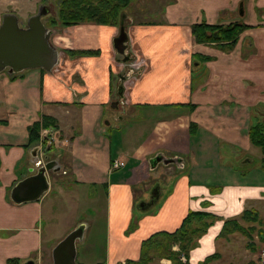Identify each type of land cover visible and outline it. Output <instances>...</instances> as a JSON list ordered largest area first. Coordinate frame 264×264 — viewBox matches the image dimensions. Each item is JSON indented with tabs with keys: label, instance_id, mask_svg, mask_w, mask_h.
<instances>
[{
	"label": "crops",
	"instance_id": "1",
	"mask_svg": "<svg viewBox=\"0 0 264 264\" xmlns=\"http://www.w3.org/2000/svg\"><path fill=\"white\" fill-rule=\"evenodd\" d=\"M240 1L178 0L163 12V21L138 22L127 14L128 52L139 57L145 70L125 81L118 110L113 101L125 65L113 47L115 27L60 28L53 42L58 63L50 73L27 70L15 78L0 73V121L5 122L0 124V180L6 184H0V217H5L4 210H13V218L22 222L0 226V264L9 259L36 264L39 256L43 260L46 253L51 255L66 233L80 225L84 233L76 243V264L137 261L144 240L158 232H174L190 212L209 213L218 220L183 263L203 264L216 255L209 264H258L264 250V170L247 165L255 161L256 152L249 128L264 120V3L248 0L242 11ZM198 23H241L248 28L234 48L225 51L194 42L190 27ZM65 50H95L99 55L68 57ZM195 56L211 61L198 65ZM139 110L149 113L140 118V126L131 124L134 118L139 120ZM126 115L134 126L130 129L124 125ZM42 116L57 124L48 129L53 143L45 152L40 143L26 147L28 127ZM190 123L195 125L192 131ZM124 127L128 132L121 134ZM159 153L182 159L183 167L163 165L165 170L185 173L176 178L165 199L159 185L158 203L140 211L137 205L149 201L156 182L148 160ZM35 156L44 163L47 157L59 171L48 173L49 191L38 201L15 205L9 200L10 190L30 175ZM115 160L124 167L111 171ZM65 185L105 192L101 255L94 243L85 245L86 254L80 255L77 248L90 230L88 238L95 235L92 220L77 221L57 240L48 231L50 238L43 246V224L46 221V228H51L58 212L55 200L67 192ZM245 211L257 218L245 219ZM226 221H236L244 234L221 236ZM5 232L11 233L8 239L1 235Z\"/></svg>",
	"mask_w": 264,
	"mask_h": 264
},
{
	"label": "trees",
	"instance_id": "2",
	"mask_svg": "<svg viewBox=\"0 0 264 264\" xmlns=\"http://www.w3.org/2000/svg\"><path fill=\"white\" fill-rule=\"evenodd\" d=\"M45 3L46 0H41ZM135 0H59L55 17L53 16L46 23V27L69 28L82 24H94L118 28L121 19H125L127 9ZM248 27L241 23H231L228 25H208L205 23L193 24L190 27L191 36L196 44L215 45L225 51H231L240 35ZM68 57H92L99 55V51H70L65 50ZM211 61L210 57L195 56L194 62L198 65ZM41 72H44L40 69ZM12 78L19 74L11 75ZM187 106V105H177ZM189 109L194 106L188 105ZM0 124H5L0 121ZM56 121L49 116H42L40 121L34 122L28 127V140L26 147L37 145L40 141V133L44 129H55ZM195 127L190 123V130ZM250 143L259 149L262 158L260 160L262 170H264V120L256 121L249 128L248 133ZM243 217L257 218L252 211H245ZM218 220L215 215L203 212H190L183 219L180 226L172 233L158 232L144 240L140 246V255L137 261H127L126 264H154L156 260H169L172 264H185L180 258H187L192 248L198 240L205 235L209 227ZM238 232L244 234L236 221H226L223 225L221 236ZM262 242H264V231L262 232ZM174 247H178L175 251ZM216 258V255L208 257L203 264H209ZM7 264H18V260L9 259Z\"/></svg>",
	"mask_w": 264,
	"mask_h": 264
},
{
	"label": "water",
	"instance_id": "3",
	"mask_svg": "<svg viewBox=\"0 0 264 264\" xmlns=\"http://www.w3.org/2000/svg\"><path fill=\"white\" fill-rule=\"evenodd\" d=\"M49 9L48 6H40L38 12L29 17L24 26L19 23L18 17L13 13L2 16L0 23V73L6 72L13 75L37 69L50 73L57 65L59 52L50 42L53 31L47 28L42 21ZM126 19L127 15L125 19H121L118 35L113 39V47L125 65L124 72L118 77L117 100L113 102L116 110H118V105H123V84L125 81L139 76L141 73L130 68L135 57L128 52L129 39ZM122 113H124V109H122ZM35 160L33 168L29 170L30 175L19 180L10 190L9 198L15 205L38 201L49 191L48 173L59 171L57 164L47 161V157L43 159L45 163L36 156ZM171 164L179 168L183 167L182 159L167 158L160 153L148 160L151 171H154L159 165L168 166ZM161 194L160 186L155 185L150 193L149 201L139 203L136 208L140 211L149 210L157 204ZM83 233L84 227L80 225L59 241L51 252V264H76V243L82 241ZM25 264H34V262L28 261Z\"/></svg>",
	"mask_w": 264,
	"mask_h": 264
},
{
	"label": "rangeland",
	"instance_id": "4",
	"mask_svg": "<svg viewBox=\"0 0 264 264\" xmlns=\"http://www.w3.org/2000/svg\"><path fill=\"white\" fill-rule=\"evenodd\" d=\"M58 1L59 0L45 1V4L48 5L51 12L50 15L43 17L42 19L45 26L46 23L50 20V18H52L53 16L55 17L58 9ZM176 1L178 0H135L133 4L126 10L127 11L126 13L132 15L133 18H135V21L137 20L138 22L163 21V15H162L163 12H167V10L170 9V7L168 6L175 4ZM243 2L240 1V7L242 11L244 4L246 6L248 5V0H243ZM42 3L43 1L41 0H0V23H1L2 15L7 13H13L18 17L19 22L25 25L27 19L36 13L37 6ZM262 3H264V0H262ZM166 18L169 19V16H166L164 18V21H166ZM49 29L53 31V35L51 36L50 42L55 47L53 43L54 35L56 31H59L58 29L60 28L53 27ZM140 67L141 65L139 63V68ZM143 67L145 68V66ZM145 111L149 113L148 110H139V120H136L134 118L135 121H133L134 123L131 124H135V125L139 124L140 126L142 124L139 123L140 118L144 116ZM125 122H124L125 127L129 126V129L131 127H134L128 124V122H130V117L128 115H126L125 117ZM125 127L123 128L124 130H121V134H126L128 132V130ZM254 149L256 152L252 155V158L253 159L255 158L254 159L255 161L247 165V168L249 169L251 168L255 169L257 168V166L259 167L261 166V163L259 161L260 152H258V149H256L255 147ZM165 169L163 165H160L157 170L156 169L154 170L156 174L152 175L153 182L154 181L157 182V183L154 182L155 185H160L164 188V199L172 193L176 178L185 173L183 169L177 170L175 171V173L169 172ZM260 174H263V172ZM0 184L2 187L6 185L4 184V182H1V180H0ZM65 186H67L64 188L67 192L61 194L60 196H58V199L55 200V202L57 203L58 212L56 214V218L51 228H46V221L45 224H43V246H47L46 242L50 238V234H48L49 232H51L52 236H54L51 238L57 240L61 238V236L65 234L67 230H70L69 228H72V226L77 224L76 223L77 221L86 222L92 220L93 221L92 230L95 232V235L93 236L92 239L88 238L89 232L91 231L90 230L88 234L85 236L84 241L79 242L77 244V248L80 255L86 254L85 245H88L89 243L90 244L94 243L97 247L96 254L101 255L102 252L104 251V231H105V222H106L105 192L102 189L100 190V188H98L97 190H93L92 188H88L87 186H72V187L71 185H65ZM152 189L153 188L151 187L149 193H151ZM148 197L149 194L146 195V198ZM9 204L11 203L9 202ZM136 213L139 212L136 211ZM4 214L5 217H0V226H10L12 224H17V223H20L22 225V222H18L16 221L17 219L13 218V210H4ZM67 222L70 224L68 227L65 226V223L67 224ZM71 231H69V233ZM69 233L67 232L66 235ZM1 235L5 236V238L8 239V237L11 236V233L5 232V233H1ZM174 248H177L178 250V247H174ZM40 258L41 256L37 258L38 260L36 264L52 263L51 255L49 252L46 253L43 260L41 259L42 261L40 260ZM180 260L183 262L185 258L181 257ZM159 261L160 260H156L155 262L158 263ZM25 263L27 262H24V260L18 261V264H25Z\"/></svg>",
	"mask_w": 264,
	"mask_h": 264
},
{
	"label": "built area",
	"instance_id": "5",
	"mask_svg": "<svg viewBox=\"0 0 264 264\" xmlns=\"http://www.w3.org/2000/svg\"><path fill=\"white\" fill-rule=\"evenodd\" d=\"M134 57H135V60L134 62L130 65V68L132 70H134L135 72L137 71H140V75L143 73V71L145 70V68L143 66H145L144 64H141V62H139V57H137L135 54H132ZM139 63L141 65V67L139 68ZM137 77V76H135ZM138 78V77H137ZM48 133H49V130L48 129H44L41 131L40 133V145L41 147L44 148V151L45 149H47L49 146L52 145L53 141L52 140H49L48 138ZM124 167V163L123 162H120L118 160H115L111 163V166H110V169L111 171H114V170H117V169H120V168H123ZM257 262L258 264H264V250L261 251L259 253V256L257 258Z\"/></svg>",
	"mask_w": 264,
	"mask_h": 264
},
{
	"label": "flooded vegetation",
	"instance_id": "6",
	"mask_svg": "<svg viewBox=\"0 0 264 264\" xmlns=\"http://www.w3.org/2000/svg\"><path fill=\"white\" fill-rule=\"evenodd\" d=\"M40 6H48V5H46L44 2H43L42 4H39V5L37 6V11H36V13L38 12V8H39ZM36 13H35V14H36ZM50 13H51V12H50V9H49L48 14H47L46 16L50 15ZM35 14H34V15H35ZM2 16H3V15H2ZM46 16H44V17H46ZM42 19H43V18H42ZM18 20H19V19H18ZM19 23H20V22H19ZM20 24L23 25L22 23H20ZM25 24H26V23H25ZM23 26H24V25H23ZM134 77H135V76H134ZM137 77H139V76H137ZM116 100H117V98H116L114 101H116ZM114 101H113V102H114ZM114 107H115V106H114ZM119 108H120V105H118V109H119Z\"/></svg>",
	"mask_w": 264,
	"mask_h": 264
}]
</instances>
